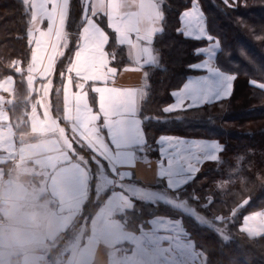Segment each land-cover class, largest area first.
<instances>
[{
  "label": "snow or ice",
  "instance_id": "snow-or-ice-1",
  "mask_svg": "<svg viewBox=\"0 0 264 264\" xmlns=\"http://www.w3.org/2000/svg\"><path fill=\"white\" fill-rule=\"evenodd\" d=\"M27 18L26 37L30 48L29 70H45L54 76L57 63L65 57L71 36L75 35L72 55L62 61L59 76L65 88L64 130L73 151L81 156V163L105 173L112 195L132 205L136 202L163 205L178 213L160 221L163 230L173 232L177 247L183 240H191V234L183 227V218L194 225L211 232L221 245L233 239L228 233L232 225L238 224V231L255 242L264 239V211L244 214L250 203L245 200L238 206L209 216L219 201L213 195L200 197L193 190L186 196V186L196 178L199 167L205 162L222 163L220 153L225 146L218 141H189L184 138L161 136L157 141L159 160L157 178L163 185L157 188L144 187L134 183L133 169L140 160L147 161V140L144 123L152 117L140 114V105L147 99V67L161 69V57L155 49V40L164 34L166 0H78L80 16L75 21V32H69L72 21V0H20ZM228 8L238 5V0H222ZM110 32H106L104 24ZM179 35L186 39L206 41V45L194 49L193 54L202 60L190 64L194 71L207 74L189 77L177 91L171 93L174 102L165 107V113L184 107L202 106L229 98L233 91L236 74L225 72L214 61L219 55L221 42L208 31L207 17L199 0H191L190 7L179 15ZM46 25V26H45ZM111 42L114 50L109 52ZM115 46H118L116 48ZM127 61H116L119 51H125ZM22 61L13 59L8 67L20 72ZM121 64L125 66L121 67ZM133 64L135 67L126 66ZM144 70V84L140 89L114 86L120 71ZM41 79L47 76L42 75ZM249 86L264 91V82L249 81ZM2 87V85H0ZM160 122V121H157ZM57 123H60L57 121ZM245 156L237 157L239 162ZM166 161V166L165 162ZM250 171V168H249ZM264 179V172H257ZM235 176L230 177V181ZM247 177L246 181H252ZM223 184H218L221 188ZM227 195V193H224ZM227 207V202H224ZM189 250L192 245H189ZM202 251V250H201ZM194 257L197 255L193 253ZM204 264H208L205 255Z\"/></svg>",
  "mask_w": 264,
  "mask_h": 264
},
{
  "label": "trees",
  "instance_id": "trees-1",
  "mask_svg": "<svg viewBox=\"0 0 264 264\" xmlns=\"http://www.w3.org/2000/svg\"><path fill=\"white\" fill-rule=\"evenodd\" d=\"M190 4L191 0H166L164 5V34L155 40L162 68H146L147 99L140 105V114L153 118L143 125L147 140L146 151L150 157H156L155 140L161 134L217 140L225 146V150L220 153L222 163L204 164L195 180L186 186L184 194L191 196L194 190L202 198L215 196L219 203L213 206L209 216L221 212L227 215L228 210L250 199L242 216L264 207V179L257 176L258 171L264 172V91L249 86L250 80L264 82V0H238V5L234 8L226 7L222 0H199L207 17L208 31L221 42L222 50L215 59L216 65L227 73L236 74L237 79L231 96L225 100L166 114L163 107L170 101L171 92L178 89L185 78L193 73L188 66L200 59L193 54L194 49L207 43L203 40L186 39L177 33L179 15ZM72 5V21L68 28L70 33L76 31L75 21L80 16L78 0H72ZM27 26L20 0H0V76L12 75L15 79L14 97L18 93L19 98L9 103L8 109L14 125L19 129L25 124L29 103L34 96L28 91L25 79L30 60ZM103 26L106 32H110L106 24ZM76 39L75 35L71 36L65 57L58 61L57 72L50 77L51 114L63 127L66 125L59 116L62 86L59 70L62 61L72 55ZM107 50H114L111 36ZM13 59L23 62L20 72L8 67ZM116 61H127L126 50L118 52ZM129 65L131 64L126 66ZM123 66L125 64H121ZM239 155L246 159L238 165ZM86 167L90 173L87 196L72 225L50 245H53L48 253L50 262L75 229L94 215L110 191L107 188L103 192H96L94 185L98 170L94 166L89 168L87 164ZM233 175L235 179L230 181ZM247 177H252V181H246ZM218 184L223 186L218 188ZM224 202H227V207ZM178 215L163 205L136 202L130 210L116 213L114 218L126 231L138 233L147 227L152 217L176 219ZM238 224L239 221L233 224L228 233L233 238L231 242L222 246L211 232L197 227L188 218H183V227L191 234L194 246L207 256L208 264H264V239L253 242L238 231Z\"/></svg>",
  "mask_w": 264,
  "mask_h": 264
},
{
  "label": "crops",
  "instance_id": "crops-1",
  "mask_svg": "<svg viewBox=\"0 0 264 264\" xmlns=\"http://www.w3.org/2000/svg\"><path fill=\"white\" fill-rule=\"evenodd\" d=\"M44 64L45 70H37L35 66L29 70L28 66L25 77L27 89L34 96L29 103L25 124L20 129L14 125L8 109V104L19 98L18 93L14 97L15 79L12 75L0 76V223L10 226L15 234L16 254L6 258L12 264H40L44 260V248L50 247L79 215L90 182L86 164L78 160H82L81 156L78 158L70 154L68 144L72 139L71 133L65 137L64 130L68 125L64 123L63 82L59 116L66 127L57 123L51 114V76L47 75V71H50L47 60ZM214 66H217L215 61ZM206 74L204 71L193 70L181 86L173 91L182 88L189 77ZM42 75L47 78L41 79ZM143 84L142 70L120 71L114 82L115 87L125 89H140ZM173 102L171 95L163 109ZM188 103L185 101L183 108L169 113L196 109L216 102L191 108L187 107ZM161 136L189 141H217L172 134L157 136L154 147L156 157H150L146 151L148 160H140L130 169L134 173V183L152 188L163 185L157 178L159 146L156 141ZM164 163L166 166V161ZM206 163L211 161L202 166ZM100 180V174L97 173L95 185L101 186ZM106 185L110 189L109 193L94 215L87 222L81 223L65 242V253L58 264H204L205 256L192 240H183L181 246L177 247L176 235L163 230L160 221L167 217H152L147 227L138 233L126 231L114 215L130 210L132 204L114 198L111 186L108 182ZM255 211H264V207ZM189 245L193 246L191 250ZM193 253L197 255L194 257Z\"/></svg>",
  "mask_w": 264,
  "mask_h": 264
},
{
  "label": "clouds",
  "instance_id": "clouds-1",
  "mask_svg": "<svg viewBox=\"0 0 264 264\" xmlns=\"http://www.w3.org/2000/svg\"><path fill=\"white\" fill-rule=\"evenodd\" d=\"M34 227H38V225ZM16 251L13 229L0 223V264H12L11 260L6 258L10 255H15Z\"/></svg>",
  "mask_w": 264,
  "mask_h": 264
},
{
  "label": "rangeland",
  "instance_id": "rangeland-1",
  "mask_svg": "<svg viewBox=\"0 0 264 264\" xmlns=\"http://www.w3.org/2000/svg\"><path fill=\"white\" fill-rule=\"evenodd\" d=\"M22 128V127H21ZM69 145V151H70V154L74 155V157H80V155H78L75 151H73L70 143L68 144ZM77 158V159H78ZM78 160L81 161V159L79 158ZM98 173L100 174V181L102 182V185H95V191L96 192H103L104 190H106L108 187H107V180L105 179V173L101 172V171H98ZM65 244L64 246H62L61 248L58 249L56 255L52 258V261L50 262L49 261V258H48V253H50L49 251H51V249H53V245L51 247H46L44 248L43 250V256H44V260L40 263V264H58L59 261H61V259L63 258V255H64V251H65Z\"/></svg>",
  "mask_w": 264,
  "mask_h": 264
}]
</instances>
